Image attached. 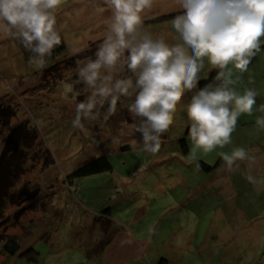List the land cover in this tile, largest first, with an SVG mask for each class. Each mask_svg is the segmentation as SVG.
Listing matches in <instances>:
<instances>
[{
	"label": "rangeland",
	"instance_id": "374dc122",
	"mask_svg": "<svg viewBox=\"0 0 264 264\" xmlns=\"http://www.w3.org/2000/svg\"><path fill=\"white\" fill-rule=\"evenodd\" d=\"M207 1L219 0H0V109L12 112L8 125L0 122V264H139L122 257L133 248L128 232L150 241L148 253L160 245L152 264L167 255L169 264H264V191L257 180L264 172L256 170L264 157V49L228 55L231 38L219 36L221 15L211 9L188 20L156 19ZM13 6L20 15L9 11ZM46 8L51 19L35 17ZM246 16L232 24L242 34L239 47L263 44L260 13ZM189 23L194 35L207 36L203 44L196 38L197 67ZM44 34L51 46L58 37L66 45L56 60L39 51L37 36ZM216 61L231 69L233 101L221 96L216 103L226 105L211 121L226 128L214 125L218 133L202 140L184 136L205 110L212 114L197 82ZM19 125L26 138L37 136L31 146L21 142L25 154L12 165L10 151H1ZM183 136L187 154L178 145ZM101 155L111 170L71 175ZM219 157L224 162L217 165ZM245 221L250 230L262 223L253 243ZM9 238L19 244L13 255L2 249Z\"/></svg>",
	"mask_w": 264,
	"mask_h": 264
},
{
	"label": "trees",
	"instance_id": "16d2710c",
	"mask_svg": "<svg viewBox=\"0 0 264 264\" xmlns=\"http://www.w3.org/2000/svg\"><path fill=\"white\" fill-rule=\"evenodd\" d=\"M240 1H243V0H221V1H216V2H206V3H203L201 5L186 9L185 11L166 14L165 16H163V15L158 16V17H156V19H164L167 17H174V16H179V15L185 14L186 18L188 20L190 13L202 12V11H206V10L216 8V7H220L223 5L234 4V3H237ZM4 8H5V10L4 9L1 10L3 15H4V18L8 22H10L11 21L10 17L12 16V14L7 12L6 7H4ZM20 10H21L20 7L16 9V7L13 6V8H11L9 11H17L20 15L22 12V10L21 11ZM35 14H36V16H35L36 18L45 20V18L51 19L53 12H52L51 8H46V9H40V10L36 11ZM188 36L190 39V52H191L192 60H193L194 65L197 67L198 59H197L196 44H195V40L193 37L192 29L190 27V23L188 25ZM49 37H50V35H47V34H44L43 36L42 35L37 36V42L40 46L39 51L42 54L46 53V55H47L46 59L56 60L58 54H60L61 52H63L65 50L66 45L61 40V38L58 37L57 42H54L51 46L49 44ZM256 49H258V48H249L248 50L253 51ZM242 53L243 52H240V51L233 52L231 54V56L232 57H238ZM29 56H30V52H26V58H28ZM55 63H57V62L55 61ZM208 73L209 74L206 78L200 79L197 82V93H198L200 99L202 100V102H206V101H212L213 102L209 107L210 112L212 114H209L208 111L205 110V119H202L200 121L188 124L186 126L185 132H184V136L194 133L198 136V138L200 140L207 138V136L205 135V132H207V131L210 132L211 136L218 133L219 128H214L213 127L214 125L221 127L220 129L226 128V126H224V125L217 124V123L211 121L212 120L211 117L218 114L220 112V110L226 105V104L223 105V103L218 104V103H216V101H219V98L221 96H224V101H227V99L225 98L226 97L225 95L228 92V85H227V80H226L223 64L220 61H216ZM214 101H215V103H214ZM1 109H3V111ZM1 109H0L1 110L0 115H1L2 120H0V122L2 124V127H4V126L8 125V123H9L8 119H10V117L12 116V112L6 113V111L9 109V107H1ZM19 129H21V130L19 131ZM214 129L216 132L215 133H214V131L211 132ZM27 130L28 129L25 130V128H23L20 125L17 127L12 126L9 130L7 137L4 139V145H3V148L1 151L2 157L4 155H6V153H8V151H10V154L8 153L9 154L8 160L10 161L11 164L14 163L15 160L19 161V159H22L21 156L25 154L26 150L24 149V147L22 149L20 147L21 142H23V144L25 146H31L30 144H32V142L36 139L37 135H36V133H33V132L31 135V137H32L31 139H29L28 137L26 138L25 134H26ZM18 131L20 132L19 134H18ZM184 136L179 137L177 140H178V145L180 146L181 151L184 154H187L189 152L190 148H189L188 142L186 140V137H184ZM10 140L12 142V145H10ZM221 162H223V159H222V157H219V160L217 161V165H219V163H221ZM200 163H201V167L204 170L211 169V166H209L208 164H206L204 162H200ZM12 165H14V164H12ZM15 166L20 167L21 162H16ZM111 168H112V165H111L110 161L104 155H101L97 158H94L90 161L85 162L84 164H82L81 166L76 168L72 172L71 175L74 177L88 176V175H92V174H96V173H101L104 171H109V170H111ZM0 204H1V200H0ZM105 236H106V233H105ZM106 238H107V236H106ZM108 240L109 239L107 238V241ZM2 249L5 253L13 255L14 253L18 252L19 244L17 243V241L15 239L9 238L5 241ZM29 251L30 250L23 251L20 255H26L29 253ZM28 258H32V257L29 255ZM163 262L164 261H162V259H160L159 263L165 264V262L164 263Z\"/></svg>",
	"mask_w": 264,
	"mask_h": 264
},
{
	"label": "crops",
	"instance_id": "0c3cea01",
	"mask_svg": "<svg viewBox=\"0 0 264 264\" xmlns=\"http://www.w3.org/2000/svg\"><path fill=\"white\" fill-rule=\"evenodd\" d=\"M219 1H221V0H219ZM207 2H209V1H207ZM210 2H216V1H210ZM261 2H263V3H261ZM259 4H262V6H260ZM209 11H210V9H209ZM211 11H214V12H211V13H213V15L214 14L216 16L217 15H221V17H222V22H221V20H220L221 17L217 16V27H219L220 31L222 32V33L219 34V36L230 37L231 38L229 41H227L229 49H226V52L228 53V55H229V53L232 54L233 52H238V51L243 52L241 55L238 56V58H242L243 56H245L246 53L248 54V56L258 55V53H257L258 49L253 50V51H249L248 50L249 48H253L252 47L253 45H249L248 46V45H246L247 44L246 43L245 46H248V47H246V48L239 47L240 44L242 43V41H241L242 34L236 35V33H234V31H233V25L232 24H233L234 21L238 25L242 21H246L247 20V16H246L247 12L249 14L252 13V12L254 14L256 12V16H258L259 13H260V16L256 17V18L262 17L261 20L264 21V0H243V1H240V2H237V3H234V4L223 5V6H220V7L212 8ZM248 18H249L250 25L251 24H255L251 16L250 17L248 16ZM247 25H248V22H245V28L244 29L247 28ZM256 25H257V23H256ZM259 30H260V33L258 35L262 39V41L260 39L259 42H263V38H264V24L261 25ZM192 32H193V30H192ZM197 35H194V33H193V37H194L195 42L197 41V39H196L197 37H198V42H199V39L201 40V42H199V44H203V43L207 42V38H206L207 36L206 35L202 34L201 32H197ZM241 45H243V44H241ZM261 45H263V46L260 49H264V43L261 44ZM244 51H246V52H244ZM230 58H231V56H230ZM231 59H233V58H231ZM234 59H236V58H234ZM234 64H235V62H234ZM228 69H229V67L226 64L225 68H224V72H225L227 85H228L227 95L229 97V100L232 102L233 101V94H231V92L229 90L230 87H229V83H228V79H227V73H226V71ZM229 70H231V69H229ZM233 80H234V78L232 79V83H233ZM247 81H248V84H249L248 86L250 87L251 90L256 89V86L258 85L256 80L254 81L252 79V77H247ZM258 164H261L262 167L260 165H258ZM257 165H258L256 167L257 173L261 172V170L264 172V157H261V158H259V160H257ZM257 180L259 182H261V184H262L261 188L264 191V176H262V178L258 177ZM262 210H264V208H262ZM249 224H250V221H245L244 222V224L242 225L243 232L245 233V236H247L249 234L251 235V239H250L249 243H253V241H257L258 240V238L254 236V234L257 233L258 227L262 226V223H255V227L253 228V230H250L248 228H246V229H248V230H246L244 228V226L247 227ZM128 233H129L128 240L132 242L133 248H130L127 252H125V254L122 255V257L124 259L132 258L134 261H137L139 264H152L151 263V259H153V260L156 259V255H153V252H155L156 250L158 252L160 250V248H161L160 245L155 247V250H153V252L148 253V250H146V248H148V246L150 244V241L146 240V239L137 240V239H135V237H133V235L130 232H128ZM121 240L124 241L125 239H121ZM145 242H147V245H146ZM255 244H256V242H255ZM116 248L117 247L113 248L111 250V252L114 251ZM162 249H164V246H162ZM111 252H110L109 255L106 256V259L110 258ZM105 255H106L105 252H103V256H105ZM146 257H147V260L145 259ZM163 260H164L165 264H169L170 258L167 255V258L165 256V258Z\"/></svg>",
	"mask_w": 264,
	"mask_h": 264
},
{
	"label": "built area",
	"instance_id": "2783aa9c",
	"mask_svg": "<svg viewBox=\"0 0 264 264\" xmlns=\"http://www.w3.org/2000/svg\"><path fill=\"white\" fill-rule=\"evenodd\" d=\"M209 134H210V132H209V131L205 132V135H206V136H208Z\"/></svg>",
	"mask_w": 264,
	"mask_h": 264
},
{
	"label": "water",
	"instance_id": "95a60500",
	"mask_svg": "<svg viewBox=\"0 0 264 264\" xmlns=\"http://www.w3.org/2000/svg\"><path fill=\"white\" fill-rule=\"evenodd\" d=\"M261 46H263V45H260V46L257 45V46H255V47H253V48H260Z\"/></svg>",
	"mask_w": 264,
	"mask_h": 264
}]
</instances>
